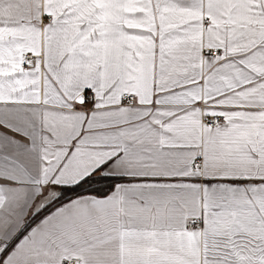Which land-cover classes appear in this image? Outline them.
Listing matches in <instances>:
<instances>
[{"label": "snow or ice", "instance_id": "obj_1", "mask_svg": "<svg viewBox=\"0 0 264 264\" xmlns=\"http://www.w3.org/2000/svg\"><path fill=\"white\" fill-rule=\"evenodd\" d=\"M0 264H264V0H0Z\"/></svg>", "mask_w": 264, "mask_h": 264}]
</instances>
